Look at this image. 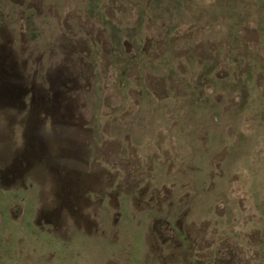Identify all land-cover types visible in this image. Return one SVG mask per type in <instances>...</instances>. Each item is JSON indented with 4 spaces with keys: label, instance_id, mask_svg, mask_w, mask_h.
I'll list each match as a JSON object with an SVG mask.
<instances>
[{
    "label": "rangeland",
    "instance_id": "1",
    "mask_svg": "<svg viewBox=\"0 0 264 264\" xmlns=\"http://www.w3.org/2000/svg\"><path fill=\"white\" fill-rule=\"evenodd\" d=\"M84 22L88 36L99 40L86 36ZM4 32L12 34L5 46L16 64L13 78L28 89L9 108L0 107L5 119H0V152L6 153L12 140L8 157L14 162L29 130L36 149L46 145L45 153L55 160L66 148L54 135L60 127L43 115H53V108L39 110L41 87L45 97L55 96L56 114L79 112L92 119L87 128L108 133L135 131L124 141L134 146L124 160L135 165L118 169L111 164L117 152L103 154L110 161L103 163L104 172L113 182L86 189L87 203L77 209L86 218L77 227L64 207L62 226L53 231L45 225L42 237L31 243L16 230L9 238L0 218V264H170L166 256L173 247L157 232L167 223L202 225L210 231L202 236L213 230L228 236L230 227L236 264H264V257L251 251L264 245V0H0ZM104 37L110 50L124 48L122 89L116 62L109 64L107 44L100 42ZM71 39H83L82 48L93 56L86 78L77 67L76 84L67 60ZM217 40L219 48L203 51ZM117 143L108 146L116 149ZM54 176L53 168L33 171L35 179L48 183ZM45 188L53 197L48 184ZM17 189L1 193L2 213L14 200L6 193L23 196ZM19 199L14 201L23 210ZM12 223L21 225V217Z\"/></svg>",
    "mask_w": 264,
    "mask_h": 264
},
{
    "label": "flooded vegetation",
    "instance_id": "2",
    "mask_svg": "<svg viewBox=\"0 0 264 264\" xmlns=\"http://www.w3.org/2000/svg\"><path fill=\"white\" fill-rule=\"evenodd\" d=\"M232 9L234 8L231 7L229 10L231 11ZM92 10L96 9L90 7L89 11L92 12ZM97 14L100 16L103 15L102 7H100V11L97 12ZM216 15L217 20L212 21L214 23L216 22L215 24L221 20L217 9ZM203 18L204 17H202L200 21L206 22L207 20ZM207 24L208 23L202 24L201 27L203 32H206L205 25ZM4 25H7V21L4 22ZM83 25L85 26V34L90 40H96V38L99 40V37L95 38L88 36L89 31L86 30V28L89 24L87 22H84ZM76 27L77 23H75V29ZM208 32H211L213 36L216 34V30L214 29H210ZM73 35H76V33L74 32ZM229 38L233 41V45L235 46V36L231 37L230 34ZM11 40L12 34L10 32L0 33V107L4 106L5 109L9 108L14 102H17L18 99H21L23 95L27 93L28 89L25 81L16 82L13 78L12 73L16 64L13 60L12 53L7 51L5 46L6 43ZM83 41V39L82 41L71 39L67 52V60L75 71L74 84L77 83V73H80V71H77L79 65H81L80 68L82 69L83 78H86L87 74L90 73V68H93V56L86 48H82L80 42ZM100 42L102 45H106L107 39L104 37ZM217 42L218 44L216 46L214 41L210 42L207 47L205 46V48H203V51H207L208 49L214 50L215 47L219 48L221 42L220 40H217ZM104 51L106 54L110 53L108 56L110 57V65L116 62L118 73L117 83L122 89L125 71L124 48L110 50L107 44ZM57 52L60 53L59 45ZM113 52L116 53V60L114 59V55H112ZM99 53L96 55L103 57V55H99ZM94 58L97 57L95 56ZM198 60L202 63L204 61L202 57ZM206 71L207 68L200 70L202 80L206 79ZM171 80L170 73L168 75V81ZM53 86L56 87L57 85L53 84ZM37 94L39 95L37 99L42 102V105H40L42 109L39 108V110H50L53 108V115L52 113L43 115L53 118L56 127H60L59 129H54V135L56 136V141L58 140L66 144V148L63 146L60 148L62 154L58 157V160H55V158H51L48 155L49 150L45 153L46 145L43 144L40 149H36L34 144L35 135L32 130H29L26 132L28 140L24 149L14 152V156L16 157L14 162L11 161L13 156L8 157L12 147V140L9 150L6 153L0 152V198H2L1 193L5 189L11 188L13 185L19 188L20 190H17L22 192L21 195H23L21 197H16V194L10 192L6 193L4 197H14L15 201L20 198L19 200L23 203V210L14 200L10 201L6 205V209L3 213L0 208V218L5 222L4 228L9 238H12V230H16L17 232L23 233L25 238L31 243H35L42 237V231L45 225L52 226L50 228H53V231L62 226L61 210L64 207L67 208L69 219L73 222L75 227H77L78 222L86 218L77 212L79 207L81 208L83 204L85 205L87 203L85 198H83L86 189L89 186L105 184L107 180L110 183L113 182L112 176L110 177L108 176L109 173L104 172L103 166V163L108 164L109 159L103 158V154H108L109 149L113 150V152H117L118 158L116 162H111L116 168L123 169L125 165L130 166V163L135 165V162L133 163L131 160H124V153H126V151L127 153L134 152V146H125V137L134 135L135 131L118 128L108 133L105 129L87 128L92 120L91 118H87L76 111L68 114H56L54 112L55 105L51 103L52 100H55V96L45 97L46 92L41 87H38ZM70 94H74L70 99L75 103V86L70 89ZM5 116H7L6 112ZM0 119L5 121V119ZM29 121H33V119ZM41 123L44 124L42 119ZM116 132L118 133L116 134ZM143 133L147 132L143 131ZM160 133L161 132L157 131V136H163ZM195 136H197V134ZM203 136L205 137V134H203ZM190 139L192 140L193 138H188L187 141ZM114 141L118 142L117 148H109L108 143ZM39 168H42L44 172L46 168H53L56 173L54 181L48 183V178L45 182L35 179L33 177V171ZM61 169H63V174H61ZM26 174L28 175L27 179L24 177ZM106 176L107 179L105 181L104 177ZM133 180L135 181L136 178L133 177ZM119 181L117 182L118 184L123 183V176ZM47 184L49 185V189L53 192V197L48 195V191L45 188ZM20 217L21 225L14 226L12 222H17ZM176 226L177 225L167 223L165 226L161 227V230H157L162 242L168 241L170 246L173 247V251H169L170 253L166 256V258L170 260V264H236V247L234 241L230 238L234 235L235 231L230 227L228 231L230 235L220 237L218 230H213L211 232L212 235L202 236L203 233H210V231H204L202 225H197L196 227L188 226L185 228H183L184 226L181 224L179 225L180 227L176 228ZM7 249H9V246H7ZM254 249L255 248H251L252 256L258 254V256L264 257V245L260 250ZM173 261L176 262L173 263Z\"/></svg>",
    "mask_w": 264,
    "mask_h": 264
}]
</instances>
